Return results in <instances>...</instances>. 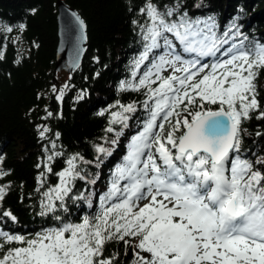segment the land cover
Instances as JSON below:
<instances>
[{"label":"snow or ice","instance_id":"1","mask_svg":"<svg viewBox=\"0 0 264 264\" xmlns=\"http://www.w3.org/2000/svg\"><path fill=\"white\" fill-rule=\"evenodd\" d=\"M139 11L146 22L139 24L143 50L134 66L151 61L138 82H122L121 89L145 90L148 119L113 173L101 212L80 223L54 216L59 226L32 239L0 231L6 243L21 245L0 254V264H116L115 254L104 255L113 240L133 247V264H264V171L231 155L240 151L243 121L261 108L255 81L264 71V43L248 41L236 24L234 33L218 36L212 18L193 19L179 3L161 8L147 0ZM71 16L79 54L87 40L86 23L76 12ZM232 36L242 38L225 47ZM52 91L62 100L64 89L53 86ZM117 105L121 110L111 112L110 124L126 123V113L136 110L134 104ZM48 131L44 127L40 137ZM97 151L107 152L102 146ZM78 160L84 162L79 154L71 156L56 173L59 183L43 192L41 215L55 213L57 202L67 211L64 201L72 198V184L84 179ZM4 195L0 186V200ZM2 215L16 219L10 211Z\"/></svg>","mask_w":264,"mask_h":264},{"label":"trees","instance_id":"2","mask_svg":"<svg viewBox=\"0 0 264 264\" xmlns=\"http://www.w3.org/2000/svg\"><path fill=\"white\" fill-rule=\"evenodd\" d=\"M65 1L85 19L88 47L81 66L67 74V87L58 88L53 72L58 40L56 0H0V52L3 53L0 170L6 173L0 177V186L5 187L4 198L0 200V231L26 239L58 227L59 222L54 219L57 215L66 223H80L86 216L96 217L113 173L124 163L133 137L143 130L148 119L145 90L121 89L122 82H138L151 61L150 57L139 69L134 66L143 50L139 24L146 22L139 9L147 0ZM155 3L161 8L179 3L193 19L212 18L218 36L234 33L236 29L232 25L236 24L248 41L264 43V0H155ZM20 24L25 25L23 31ZM7 27L13 30L7 32ZM241 38L232 36L225 47ZM155 51L159 53L162 49ZM209 60L205 58V62ZM255 83L261 108L243 121L240 151L231 155H239L264 171V165L256 163L264 160V118L257 119L259 111L264 110V71ZM53 86L64 89L62 100L56 99L59 91L53 92ZM117 102L135 105L134 112L126 113L128 120L124 124L109 123L111 112L121 110ZM206 107L216 110L219 105L206 104ZM48 112L52 115L48 116ZM44 127L49 131L41 138L39 132ZM109 127L114 130L107 131ZM97 146L107 152H98ZM54 152L61 155L49 161ZM76 154L83 157L84 162L78 160L77 165L84 179H76L72 184V198L64 201L67 211L59 208L57 202L55 213L41 215L43 192L59 183L56 173L67 167L66 161ZM45 165L52 171L48 172ZM125 182L121 181V185ZM111 202H116L115 198ZM4 211H10L16 219L4 217ZM0 244L4 245L0 254L7 248L21 246L18 242L6 243L3 237ZM114 254L116 264H133L135 259L133 247L115 240L106 244L104 252L105 256Z\"/></svg>","mask_w":264,"mask_h":264},{"label":"water","instance_id":"3","mask_svg":"<svg viewBox=\"0 0 264 264\" xmlns=\"http://www.w3.org/2000/svg\"><path fill=\"white\" fill-rule=\"evenodd\" d=\"M56 6L58 40L55 49L54 73L62 70L67 73H71L76 71L81 66L88 47V41H82L80 43V48H82L83 51L78 54V49L76 48L77 26L75 24L74 17L71 16V13L76 12L82 19L84 18L76 7L70 5L65 0H56ZM85 32L87 35V24Z\"/></svg>","mask_w":264,"mask_h":264},{"label":"rangeland","instance_id":"4","mask_svg":"<svg viewBox=\"0 0 264 264\" xmlns=\"http://www.w3.org/2000/svg\"><path fill=\"white\" fill-rule=\"evenodd\" d=\"M185 55V54H184ZM185 58H187V55H185ZM171 70L170 69H168V70H166L164 73L167 75L169 72H170ZM53 72H54V70H53ZM54 74H56V77H57V85H58V88L61 86V87H64V85H65V81H66V79H67V72H65L64 70H62V71H58V72H56V73H54ZM140 203V205L142 206L144 203H148V200L146 199L144 202H142V201H140L139 202ZM137 251H138V249H137ZM142 255H147V254H145V253H142Z\"/></svg>","mask_w":264,"mask_h":264}]
</instances>
